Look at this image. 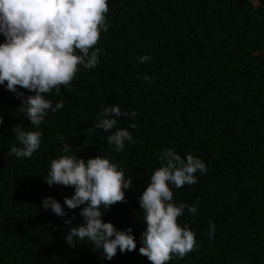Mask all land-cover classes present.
<instances>
[{"label": "trees", "instance_id": "16d2710c", "mask_svg": "<svg viewBox=\"0 0 264 264\" xmlns=\"http://www.w3.org/2000/svg\"><path fill=\"white\" fill-rule=\"evenodd\" d=\"M107 3V31L95 46L101 49L99 64L79 66L70 85L45 94L53 107H63L48 110L38 128L19 110L35 93L18 87V97L0 85V264H150L139 254L146 231L139 198L167 149L206 165L205 173L194 174L195 184L170 185L174 203L197 211L185 208L178 218L196 233L195 249L168 264H264V0ZM145 55L150 60L141 64ZM113 105L137 115L113 117L112 130L89 133L103 108ZM18 124L42 132L30 158L8 155L12 146L22 147L11 131ZM117 129H127L135 140L125 141L120 152L107 144ZM65 154L85 162L107 158L132 178L125 202L101 211L103 222L117 231L131 228L135 250L118 249L109 261L87 238L68 245L67 229L82 222L83 206L67 209L64 198L74 189L44 180L51 161ZM48 197L67 215L45 210L41 202Z\"/></svg>", "mask_w": 264, "mask_h": 264}, {"label": "clouds", "instance_id": "9594fccd", "mask_svg": "<svg viewBox=\"0 0 264 264\" xmlns=\"http://www.w3.org/2000/svg\"><path fill=\"white\" fill-rule=\"evenodd\" d=\"M107 0H0V35L5 38L0 43V85L8 91L23 97L17 88L25 89L35 95L22 101L19 110L26 112L27 120L33 126L43 122L48 110L55 112L63 107L45 98V94L60 86H68L74 79L79 66L91 69L99 64L101 49L95 47L101 31H107ZM94 49V50H93ZM143 64L150 60L145 55L139 58ZM145 82L151 83L148 76ZM27 105L25 108L24 106ZM118 105L105 106L97 117L98 123L89 127L92 133L97 129L105 132L112 130L117 119L113 117H135ZM0 116V123H2ZM136 128L135 124L130 125ZM22 147L12 146L8 155L17 158H30L41 144L42 132L24 131L20 124L11 129ZM125 141L135 143L127 129H117L107 137V144L115 146L120 152ZM72 149L64 144L62 151ZM161 166L150 177L139 198L140 209L144 212L146 231L142 234L143 246L139 254L146 257L150 264H168L174 257L183 258L196 247V233L187 225L181 227L178 218L188 212L195 213L196 206L173 202L170 185L179 189L184 185L197 182V171L206 172V165L198 157L189 154L181 158L174 150L167 149L159 154ZM45 182L74 189L70 198H64V206L69 210L81 208L82 222L67 229L65 240L70 247L77 240L87 238L94 248L102 249L106 260H112L119 249L120 253L136 249L131 228L117 231L111 223L103 222L104 211L116 203L125 202L124 191L131 186L132 178L125 179L123 170L109 159L98 156L84 159L76 155H62L50 163ZM42 207L51 209L58 217L67 214L62 205L48 197L42 200ZM70 217L64 220L71 224ZM215 225L209 224V238L214 236ZM75 238V239H74Z\"/></svg>", "mask_w": 264, "mask_h": 264}]
</instances>
